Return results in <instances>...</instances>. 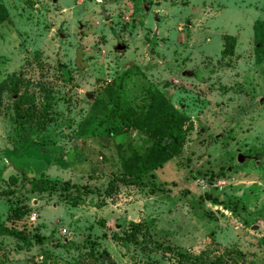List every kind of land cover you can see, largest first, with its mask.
Listing matches in <instances>:
<instances>
[{"label": "rangeland", "instance_id": "1", "mask_svg": "<svg viewBox=\"0 0 264 264\" xmlns=\"http://www.w3.org/2000/svg\"><path fill=\"white\" fill-rule=\"evenodd\" d=\"M0 6V221L29 241L0 236V264H264V51L253 28L264 0ZM226 36L236 42L223 56ZM119 82L129 100L159 89L188 118L179 154L141 185L115 181L112 164L116 145L141 152L147 136L108 137L95 119ZM41 175L55 188L33 192ZM15 206L28 212L10 218Z\"/></svg>", "mask_w": 264, "mask_h": 264}, {"label": "trees", "instance_id": "2", "mask_svg": "<svg viewBox=\"0 0 264 264\" xmlns=\"http://www.w3.org/2000/svg\"><path fill=\"white\" fill-rule=\"evenodd\" d=\"M5 7L0 6V24L6 19ZM255 51H264V23L255 22ZM235 38L225 37V45L222 55L232 53L235 46ZM116 87V86H115ZM121 82L115 88L113 98L102 99L104 107L97 119L98 127L105 129L108 137L118 136L124 127H132L139 135H145L148 139V147L144 151L128 146V152L121 151V147L116 145V161L112 166H117L114 176L115 181H122L130 185H141L146 176H152L153 172L159 169L168 156L178 155L185 140L184 125L187 116L177 110L169 98L155 87L142 88L135 98L129 100L127 95L122 93ZM25 103L30 101L27 97ZM15 110L20 112L16 103ZM18 115V114H17ZM16 182L15 178H10ZM56 181L50 180L41 175L37 179H32L30 188L33 192L41 193L48 189L55 188ZM73 185L69 182L63 183V189L69 190ZM28 212L25 206H15L8 210V216L13 219H20ZM136 230V229H135ZM134 230V231H135ZM0 236H12L20 239L24 243H29L27 235L23 230H17L7 226L0 221ZM212 264V263H210Z\"/></svg>", "mask_w": 264, "mask_h": 264}, {"label": "water", "instance_id": "3", "mask_svg": "<svg viewBox=\"0 0 264 264\" xmlns=\"http://www.w3.org/2000/svg\"><path fill=\"white\" fill-rule=\"evenodd\" d=\"M56 0H53V2H55ZM117 50H124L125 49V44H123V43H120V44H118L117 45ZM182 76H185V77H191V76H193V72L192 71H190V70H184L183 72H182ZM86 97L87 98H92V95L91 94H86ZM243 158H245V156H243L242 154H238V162H242L243 161ZM103 260H107V262H110L111 261V258L109 257V256H107V255H104L103 256V258H102Z\"/></svg>", "mask_w": 264, "mask_h": 264}, {"label": "built area", "instance_id": "4", "mask_svg": "<svg viewBox=\"0 0 264 264\" xmlns=\"http://www.w3.org/2000/svg\"><path fill=\"white\" fill-rule=\"evenodd\" d=\"M32 221H35V219H36V216H35V214H33L32 216H31V218H30Z\"/></svg>", "mask_w": 264, "mask_h": 264}, {"label": "flooded vegetation", "instance_id": "5", "mask_svg": "<svg viewBox=\"0 0 264 264\" xmlns=\"http://www.w3.org/2000/svg\"><path fill=\"white\" fill-rule=\"evenodd\" d=\"M248 157V156H247Z\"/></svg>", "mask_w": 264, "mask_h": 264}]
</instances>
